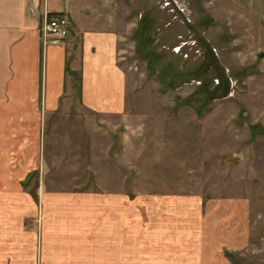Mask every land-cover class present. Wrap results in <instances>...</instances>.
Masks as SVG:
<instances>
[{
	"label": "rangeland",
	"instance_id": "1",
	"mask_svg": "<svg viewBox=\"0 0 264 264\" xmlns=\"http://www.w3.org/2000/svg\"><path fill=\"white\" fill-rule=\"evenodd\" d=\"M109 2L123 21L116 61L126 77L125 111L95 116L81 108L76 73L63 97L73 120L61 122L45 150L51 178L96 196L116 190L132 208L127 224L136 202L151 196L219 199L223 210L227 200L244 202V238L232 246L225 239L221 261L264 264V0ZM44 170L0 168L1 190L11 188L7 175H26L22 188L35 196ZM101 225L96 220L95 240ZM126 237V251L149 248L145 238L136 245L143 237L127 226Z\"/></svg>",
	"mask_w": 264,
	"mask_h": 264
},
{
	"label": "crops",
	"instance_id": "2",
	"mask_svg": "<svg viewBox=\"0 0 264 264\" xmlns=\"http://www.w3.org/2000/svg\"><path fill=\"white\" fill-rule=\"evenodd\" d=\"M56 14L69 18L68 40L43 48L39 28ZM122 26L109 0H0V168H45L35 196L22 188L26 175H7L8 190L0 182V264H222L224 240L232 246L233 238H244V202L227 200L223 210L219 199L151 196L136 202L127 224L132 208L116 190L96 196L51 178L45 150L61 122L73 120L63 97L71 95L76 73L81 108L95 116L125 111L126 77L116 61ZM98 219L102 240H95ZM126 226L143 237L136 245L145 238L147 251H126Z\"/></svg>",
	"mask_w": 264,
	"mask_h": 264
},
{
	"label": "built area",
	"instance_id": "3",
	"mask_svg": "<svg viewBox=\"0 0 264 264\" xmlns=\"http://www.w3.org/2000/svg\"><path fill=\"white\" fill-rule=\"evenodd\" d=\"M42 38V47L48 45H63L70 34V21L65 14H56L53 16H45L42 25L39 28Z\"/></svg>",
	"mask_w": 264,
	"mask_h": 264
},
{
	"label": "water",
	"instance_id": "4",
	"mask_svg": "<svg viewBox=\"0 0 264 264\" xmlns=\"http://www.w3.org/2000/svg\"><path fill=\"white\" fill-rule=\"evenodd\" d=\"M259 57H260V58L263 57V54H260Z\"/></svg>",
	"mask_w": 264,
	"mask_h": 264
}]
</instances>
